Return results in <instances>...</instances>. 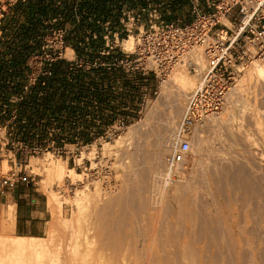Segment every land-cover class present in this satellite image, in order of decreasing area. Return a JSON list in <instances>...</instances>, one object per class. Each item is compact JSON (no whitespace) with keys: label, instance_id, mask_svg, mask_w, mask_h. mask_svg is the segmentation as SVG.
<instances>
[{"label":"rangeland","instance_id":"374dc122","mask_svg":"<svg viewBox=\"0 0 264 264\" xmlns=\"http://www.w3.org/2000/svg\"><path fill=\"white\" fill-rule=\"evenodd\" d=\"M250 59L239 70L224 107L211 118H225L220 128L210 119L182 126L185 98L170 80L158 86L153 76L146 82L135 78L126 91L129 83L117 72L121 89L110 93L101 87L98 92V84H107L110 74L88 73L84 106L54 108L72 120L76 116L71 126L85 124V135L69 140L67 157L45 152L21 168L18 183L29 181L42 194L48 215L45 235L34 237L43 239L46 251L16 256L17 264H99L103 259L111 264H264V83L253 86L245 80ZM95 78L98 84L91 81ZM82 86L72 78L59 100L76 98ZM142 93L147 94L143 102ZM122 115L125 121L116 122L110 137L98 138ZM130 128L133 134L127 138ZM180 138L189 140L190 147L169 176L166 162ZM104 142L110 144L109 156L102 153ZM93 148L97 166H91L87 155L80 164L82 152ZM51 161L83 175L55 191L60 203L54 206L44 190ZM94 181L99 194L81 212L74 204L75 190L84 184L92 189ZM10 204L0 199V238L15 234L7 216ZM79 235L85 237L81 245L76 243ZM1 247L0 264L10 256ZM75 249L85 250L88 260L80 259Z\"/></svg>","mask_w":264,"mask_h":264},{"label":"built area","instance_id":"2783aa9c","mask_svg":"<svg viewBox=\"0 0 264 264\" xmlns=\"http://www.w3.org/2000/svg\"><path fill=\"white\" fill-rule=\"evenodd\" d=\"M130 35L135 45L126 51L122 42ZM194 46L203 48L208 68L186 99L182 126L220 112L240 66L264 53V0H0V193L23 180L30 158L67 157L69 140L85 135V124L71 126L76 116L54 108L84 106L88 73L111 75L103 86L91 80L98 92L121 89L117 72L129 83L126 91L135 78L153 76L160 86ZM72 78L82 90L60 101ZM124 121L117 116L98 138ZM189 147L177 139L166 162L169 176Z\"/></svg>","mask_w":264,"mask_h":264},{"label":"bare ground","instance_id":"6f19581e","mask_svg":"<svg viewBox=\"0 0 264 264\" xmlns=\"http://www.w3.org/2000/svg\"><path fill=\"white\" fill-rule=\"evenodd\" d=\"M222 22L224 24H227V25L230 24V22L226 18H223ZM134 45H135L134 37L132 35H130L128 38H125L122 42V47L126 51H131L133 49ZM258 60H261V61L259 62ZM249 62L251 65L245 71V77H246L245 80L248 79L249 82H252L251 84L253 86L254 85L256 86V84L258 82L264 83V53L262 55H259L256 57H251V59H250V61H248V63ZM191 65L195 67V70H196L195 73L196 74H192L189 72V66H191ZM244 65L245 64H242L240 66L239 70H242L241 67ZM207 68H208V60H207V57L205 56V54L203 52V48L201 46H194L192 48H189L183 54L182 59L178 62V64L175 66V68L171 71V73L169 74L168 78L165 81L170 80L172 82L173 87L176 89V92L180 93L179 96L182 97L181 98L182 101H184L183 98H185L184 104L186 106L187 97L195 92L197 86L201 83L202 75ZM245 80L242 78L241 84L244 83L243 81H245ZM163 84H164V82H163ZM164 86H165V84H164ZM228 94H229V91H228ZM228 94H227V97H228ZM227 97H226V100H227ZM179 101H181V100H179ZM232 103L233 102H231V104ZM217 114H219V112ZM213 116H215V114L207 115L204 117L203 120H205V119L209 120L210 119L214 123H217V125H219V128L223 127L220 124H222L223 121L225 122V120H224L225 118L221 117L223 119H211V118H213ZM126 133H127V135H126L127 138H130V137H132L133 130L130 128V129H128V131ZM127 138H125L124 140H126ZM117 141L118 140H116V144H117ZM118 143H120V141ZM94 147H95V145H94ZM101 150H102L103 154H108V156H109L111 154L110 144L108 142H104L102 144ZM96 151H97V149L93 148L86 153L82 152L80 157H78V162L81 164L83 162V159L87 155L90 158V160L92 161L91 166H93V167L97 166L98 163L96 164L95 161H93V158L95 156ZM49 154H51V153H49ZM105 158H107V157L105 156ZM48 165L49 166L47 167V174H46V180L44 183V188H45L44 190L47 191V195L49 194L48 196H50V195L52 196L51 198H53L52 202H53V206H54V204L58 205L60 203V199H59L60 197H58V195H57L58 192L56 190L60 189L65 184V182H69V184H68V186H69V185H72V184L82 180L83 175L79 172H76L73 168L65 167L64 163H62L60 161H57V162L51 161ZM91 183H93V187L95 186L92 189H90L88 184L83 183L84 185H82L78 190H75V198L73 199L74 204H75V206L80 207L81 212L82 211L84 212V210L87 207H90L89 205H90V202L92 199L91 197H93L92 195H98L99 194V188L97 186L98 181L90 182V184ZM53 184H56V186H57V188L55 186L56 189H54V187L52 186ZM55 191L57 193H55ZM49 203H51V201ZM13 211H14V206L8 205L7 216H9V218H12V220H11L12 222H14ZM83 236H84V234H83ZM83 236L79 235L77 237L79 239V240L77 239V242H76L78 245H81V243H80L81 240H84L85 237H83ZM1 246H4L5 249ZM0 247L2 250L4 249L7 251V255H10L9 259H8V257L6 260L2 259L1 264H17L16 256L18 257L19 255H21V257H22V255H24V256L27 254L31 255L29 253H32V252H34L35 254L36 253L38 254V253H41L46 248V246L43 243L42 238L23 237V236H18V235H11V236L9 235V237H7V238H5V237L0 238ZM3 252H5V251H3ZM75 252L77 255H79L80 259H83L84 261L88 260L87 259L88 253L85 250L75 249ZM3 260H5V261H3ZM103 260H104V262L102 264H105V263L108 264V262H110V264H111V261H106L105 259H103ZM85 263L88 264L89 262H85ZM18 264H20V263H18Z\"/></svg>","mask_w":264,"mask_h":264},{"label":"crops","instance_id":"0c3cea01","mask_svg":"<svg viewBox=\"0 0 264 264\" xmlns=\"http://www.w3.org/2000/svg\"><path fill=\"white\" fill-rule=\"evenodd\" d=\"M4 203L14 206V235L23 237H43L46 233L48 210L41 193L27 183H18L5 194L0 193ZM8 207V206H7Z\"/></svg>","mask_w":264,"mask_h":264}]
</instances>
